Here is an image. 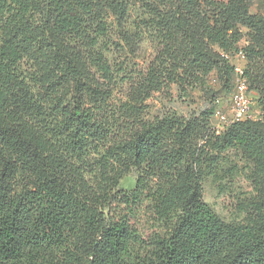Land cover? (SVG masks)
Masks as SVG:
<instances>
[{"label":"trees","instance_id":"16d2710c","mask_svg":"<svg viewBox=\"0 0 264 264\" xmlns=\"http://www.w3.org/2000/svg\"><path fill=\"white\" fill-rule=\"evenodd\" d=\"M129 2L0 0V264H264V115L218 132L212 92L184 113L148 114L173 86L184 94L212 73L231 83L221 53L238 36L206 25L201 39L176 5L157 22V55L125 75L103 41L114 17L138 47ZM243 72L264 99L261 74ZM230 149L252 165L255 192L225 222L203 182Z\"/></svg>","mask_w":264,"mask_h":264},{"label":"rangeland","instance_id":"374dc122","mask_svg":"<svg viewBox=\"0 0 264 264\" xmlns=\"http://www.w3.org/2000/svg\"><path fill=\"white\" fill-rule=\"evenodd\" d=\"M220 1L228 2L227 6L221 8L215 4ZM178 2L179 4H176V0H130L123 24L129 34L138 35V47L132 52L125 44H122L118 34L120 27L112 17L108 39L103 41V44H107L109 48L105 50L106 56L115 67H124L125 75L129 71L133 73L134 70H142L159 51L161 37L158 36L160 32L157 22L170 19L171 10L175 9L176 5H179L186 26L201 39H204L206 25L225 30L228 34L234 31L238 40L228 56V63L234 67L231 83L223 84L218 75L212 73L196 88H188L184 94H181L176 86L156 94L148 109L150 116L170 108L184 113L200 106L208 100L212 92L215 94V112L219 111L224 115L226 121L231 120L232 98L240 77V72H237L235 67L240 68L243 76V70L254 69L264 80V0H194L192 4H186L180 0ZM245 12L251 14L253 25H249L247 19H244ZM169 26L174 28L173 25ZM114 44L120 46L115 47ZM219 50L216 48L217 52ZM239 50L245 51L244 58L236 56ZM127 87L125 84L118 90L123 92ZM246 96L249 100L248 113L251 117L256 120L263 118L264 99L260 97L259 91L249 80L248 82L246 80ZM222 126L224 123L215 113L211 118V127L221 130ZM251 171L252 165L242 156V153L237 149H230L220 155L213 173L205 177L203 200L223 221L230 222L243 218L244 213L240 211L242 203L252 197L255 192ZM121 186L132 189L134 179L127 176L121 182Z\"/></svg>","mask_w":264,"mask_h":264},{"label":"built area","instance_id":"2783aa9c","mask_svg":"<svg viewBox=\"0 0 264 264\" xmlns=\"http://www.w3.org/2000/svg\"><path fill=\"white\" fill-rule=\"evenodd\" d=\"M222 57L228 58V53H221ZM238 58H244V53L239 51L236 55ZM237 72H240V77L235 85V93L232 98L231 108H232V118L231 120L226 121L225 116L220 114L219 111L215 112L216 115L222 120L224 126H222L221 130L224 129L229 123L234 121L243 120L246 118H252L251 115L248 113L249 110V100L246 96V78L242 75L240 68L237 66L235 67ZM218 132L220 130H217Z\"/></svg>","mask_w":264,"mask_h":264}]
</instances>
